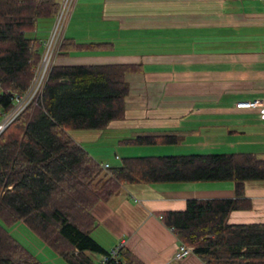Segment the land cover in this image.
Instances as JSON below:
<instances>
[{
	"label": "crops",
	"instance_id": "obj_1",
	"mask_svg": "<svg viewBox=\"0 0 264 264\" xmlns=\"http://www.w3.org/2000/svg\"><path fill=\"white\" fill-rule=\"evenodd\" d=\"M64 37L104 50L56 56L52 65H140L127 74L125 116L103 130L69 131L100 164L122 158L250 153L264 159V117L239 101L264 102V4L258 0H77ZM53 21V20H52ZM52 21L38 25L45 40ZM173 135L174 145H128ZM113 159L111 163L103 155ZM251 209L231 224L264 223V181L245 183ZM231 182L126 184L92 214V235L121 244L143 264L173 260L178 241L156 213L190 199H230ZM104 242V243H105ZM111 249V250H112ZM58 260V259H57ZM172 264H204L193 254Z\"/></svg>",
	"mask_w": 264,
	"mask_h": 264
},
{
	"label": "trees",
	"instance_id": "obj_2",
	"mask_svg": "<svg viewBox=\"0 0 264 264\" xmlns=\"http://www.w3.org/2000/svg\"><path fill=\"white\" fill-rule=\"evenodd\" d=\"M57 0H0V116L25 94L44 39L38 25L54 19ZM109 44L62 39L58 56L104 50ZM140 65L56 66L40 95L0 132V264H44L6 229L23 223L66 264H143L123 247L111 249L92 235V214L126 184L231 182L230 199H190L183 211L156 213L178 244L204 264H264V223L231 224L229 215L250 210L245 183L264 181V159L250 153L122 158L102 168L69 131L103 130L125 116L127 74ZM173 135L139 136L128 145H174Z\"/></svg>",
	"mask_w": 264,
	"mask_h": 264
},
{
	"label": "built area",
	"instance_id": "obj_3",
	"mask_svg": "<svg viewBox=\"0 0 264 264\" xmlns=\"http://www.w3.org/2000/svg\"><path fill=\"white\" fill-rule=\"evenodd\" d=\"M77 0H57L58 8L56 14L54 16V23L51 30L48 33V36L45 38L42 51L40 55V62L36 65V69L34 71L33 80L28 91L23 95H15L14 96V104L13 109L4 114V119L0 123V132H2L6 127H8L11 122L15 120V118L29 105V103L35 98V96L40 95V91H42L46 77L48 75L50 64H53V57L55 58L58 54L59 44L64 39V29L66 24L70 20L72 10L75 7ZM264 4V0H258ZM55 51V52H54ZM237 109L241 110H258L262 117H264V102L259 100L253 101H239L235 104ZM102 168L107 169L109 167L108 164H101ZM122 248L121 244L114 246L111 250L110 258L116 257L118 251ZM192 253V248L186 246L185 244H178L177 250L173 256L174 261H180L184 259L186 256H189ZM98 260H94V264H106L109 256L101 255L98 256ZM167 261L162 264H172V261Z\"/></svg>",
	"mask_w": 264,
	"mask_h": 264
},
{
	"label": "rangeland",
	"instance_id": "obj_4",
	"mask_svg": "<svg viewBox=\"0 0 264 264\" xmlns=\"http://www.w3.org/2000/svg\"><path fill=\"white\" fill-rule=\"evenodd\" d=\"M53 23H54V21H52V25H50L51 28L53 26ZM51 28H50V30H51ZM65 29H66V27H65ZM65 29H64V31H65ZM61 42H60V44H61ZM60 44H59V46H60ZM58 50H59V48H58ZM55 58L53 57V59H55ZM39 62H40V60H39ZM53 62L54 61H52V63ZM50 65L52 66V64H50ZM51 66H50V68H51ZM37 97L38 96H35V98H33L32 101H34V99H36ZM13 106L15 107L16 104H14ZM2 119H4V116H2V117L0 116V123L3 121ZM113 154L114 153L111 154L112 155L111 158H109L107 155H103L102 157H105L106 160H108L111 163L113 156H114ZM6 229L12 235L13 238H15L19 243H21L23 246H25L26 249L30 250V252H32L33 255L42 263H44V264H66L65 262H63V260H61L58 256H56L51 250H49V248L41 242L40 238H38L33 232H31L23 223H16V224L12 225L11 227H7ZM102 242H103L104 247H106L107 249H112L111 248L112 243H113L112 241L108 240L106 242L105 241H102ZM94 258H95V260L99 259L98 256H95Z\"/></svg>",
	"mask_w": 264,
	"mask_h": 264
}]
</instances>
